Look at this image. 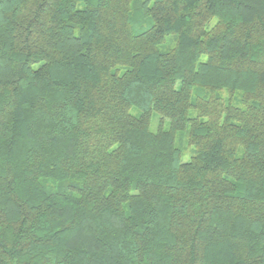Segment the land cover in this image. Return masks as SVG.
Instances as JSON below:
<instances>
[{
	"label": "trees",
	"instance_id": "trees-1",
	"mask_svg": "<svg viewBox=\"0 0 264 264\" xmlns=\"http://www.w3.org/2000/svg\"><path fill=\"white\" fill-rule=\"evenodd\" d=\"M0 264H264V0H0Z\"/></svg>",
	"mask_w": 264,
	"mask_h": 264
},
{
	"label": "rangeland",
	"instance_id": "rangeland-1",
	"mask_svg": "<svg viewBox=\"0 0 264 264\" xmlns=\"http://www.w3.org/2000/svg\"><path fill=\"white\" fill-rule=\"evenodd\" d=\"M136 112H137V111H135V113H136ZM158 123H159V119H158L157 116H155V117L153 118V123H152V128H153V130H156V129H157V127H158ZM165 126H167V125H165ZM185 159H186V160H189V156H186Z\"/></svg>",
	"mask_w": 264,
	"mask_h": 264
}]
</instances>
